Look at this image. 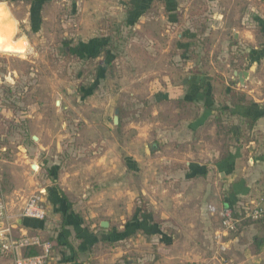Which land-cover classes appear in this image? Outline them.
<instances>
[{
	"label": "crops",
	"instance_id": "crops-1",
	"mask_svg": "<svg viewBox=\"0 0 264 264\" xmlns=\"http://www.w3.org/2000/svg\"><path fill=\"white\" fill-rule=\"evenodd\" d=\"M114 1L110 11H96L97 22L101 19L96 27H102L105 19H113L114 24L121 18V27L134 32L124 38L128 41L126 49L123 45L121 51L116 44L117 49H110L111 41L96 36L94 42L91 37L79 44V51L81 58L97 64L96 93L102 92L97 104L99 112L112 113L115 132L123 128L128 131L125 142L129 148L125 156L119 154L115 132L106 136L104 122L96 123L103 136L97 132L95 138L85 137L83 142L96 146L93 152L97 156L96 187L87 190L86 185L85 190L78 189L77 178L83 181L82 176L68 171L61 157L51 158L50 149L59 146V140L48 126L49 132H38L45 127H39L35 117L37 107L31 104L21 110V117L27 114L32 121L27 128H18L23 137L28 127L34 129L30 142L24 143L23 138L13 162L0 157V167L5 165L9 171L17 167L26 182L23 187L11 190L0 187V204L5 206L6 214L16 217L33 196H41L46 208V217L41 221L12 218L9 223L12 235L15 238L38 235L49 241L52 244L49 264H121L127 253L141 248L150 237L162 238L165 246L175 245V237L164 236L167 226L173 224L167 215L170 207L175 212L183 206L198 209V218L193 223L201 226L207 221L199 218V210L231 206L264 190V0ZM39 2H0V43L30 49L26 35L16 38L17 14L26 5L25 29L36 32L41 24L35 23L38 16L33 15L38 9L34 4ZM218 36H223L224 42H219L223 51L220 56L214 55L212 61L208 54ZM6 47L12 46L6 43ZM0 53L24 57L29 51L17 54L0 50ZM236 73L245 74L242 83ZM109 78L119 84L104 91L102 83ZM16 80L8 77L6 84H14ZM232 91L243 97V102L232 105L229 95ZM115 111H118L117 125L112 122ZM4 112L0 106V127ZM254 118L252 128L248 129ZM1 133L0 128V144ZM41 151L48 155V160L40 155ZM140 164L145 167L141 186L129 178ZM171 186L176 189L174 198H160L166 214L161 213L158 221L148 212L143 217L140 214L131 217L132 211L139 209V198L147 206L165 208L155 196L168 194ZM110 214L114 215L115 224L108 218H100ZM1 221L0 229L5 223ZM188 221L181 217L175 224L185 225ZM101 222H107L108 227L101 228ZM115 225L118 227L114 228ZM134 225L154 226L157 233L132 229ZM238 233L231 245L245 257L237 264H264V221L247 225ZM169 234H177L182 240L187 238L185 229ZM121 242H126L127 247L121 248ZM248 249L253 252L246 256ZM128 260L126 264H131ZM0 264H14L13 257L1 249Z\"/></svg>",
	"mask_w": 264,
	"mask_h": 264
},
{
	"label": "rangeland",
	"instance_id": "rangeland-1",
	"mask_svg": "<svg viewBox=\"0 0 264 264\" xmlns=\"http://www.w3.org/2000/svg\"><path fill=\"white\" fill-rule=\"evenodd\" d=\"M106 1H108L107 4L102 3V0H81V2L80 0H53L34 4L38 9L36 11L38 18L35 23L38 26L41 24L36 32H30L25 29L28 23L25 20L28 9L24 4L25 6H21L22 8L19 9L17 14L19 22L16 38L26 35L31 45L30 49L27 50L25 46L22 49L17 48L15 43H0V50H8L17 54H25L29 51L24 57L15 56L16 54L7 56L0 53V75H3L0 76L2 83H0V106L5 110V117L1 120L3 127H0L2 131L0 148L3 149L2 151L0 150V157L13 162L19 152L17 147L23 143V138H26L24 143L30 142L29 136L34 134V129L32 131L28 127V133H26V137H23L22 132L18 128H21V126L27 128L32 121L27 117V114L21 117V110L32 104L37 107L38 112L35 113V117L37 116L39 127H45L44 131L39 127L37 131L40 129L38 132L43 134L52 130L53 135L59 140L60 145L55 149L51 148V154L49 155L53 156L51 158L55 157V159L61 157L67 163L68 171L72 170L78 176H82L83 181H81V177H78V182H76L77 188L82 190H85L84 186L86 185L88 186L87 190H90L91 187H96L95 181L97 180L95 179L94 169L97 156L93 153L96 151V146L89 142L83 144L85 137L95 138L97 132L99 136H103L96 128L97 125H95L101 121L104 122L108 130L104 135L111 136L110 133L112 131L115 132V129H113L114 127L111 124L112 113L99 112V107L97 106L102 93H96L97 89H99L95 80L97 64L94 61L87 62L85 58H81L79 44H84L83 42L91 40V37H93L92 40L94 42V37L105 36L104 39L107 38L106 40L111 41L110 49H117L114 45L116 44L121 47V51H124L123 45H126L125 49L128 45V41L124 38L128 34H134L131 29L121 27V18L117 21L118 23L114 21V24L112 23L113 19H105L102 27H96L101 21L99 19L100 21L97 22L96 11H103V9L110 11L112 4L115 3L114 0ZM101 30L104 31L100 32ZM214 41L212 42L211 53L208 54V59L211 57L212 61L214 55L220 56L223 51L220 47L221 45H219L221 44L219 42H224L223 36H218ZM6 43L11 44L12 47H6ZM203 56L201 54V57ZM5 75H7L6 79L4 78ZM8 77L14 80L18 79L16 83H7V85ZM228 78H230V75H228ZM118 84V82L109 78L102 83V88H104V91L106 89L109 91L115 89ZM51 86L54 87V90ZM6 95L9 98L6 99ZM33 122L36 121L33 120ZM47 126L49 130H46ZM127 132L124 131V128L120 132H115V136L119 140L118 151L121 157L125 156L129 148V144L125 142L128 140ZM209 143L212 142L210 141ZM40 155L46 160L49 158L45 152L41 151ZM146 169L148 168L146 167ZM148 174L149 171L146 172V175ZM124 175L127 182L128 177L126 173ZM129 178H133L130 180L134 184L143 185L145 167L142 164L139 167L136 166ZM148 178L151 180L149 176ZM25 183L17 167L15 170L11 169V171L7 170L5 165L0 167V187L2 190L23 187ZM155 183L158 189L161 190L160 184L158 182ZM175 190L174 186H171L168 194L161 197L159 194L155 196V199L165 208L160 205L154 206L150 204V206H147L139 198L137 203V206H139L137 208L139 209L133 210L131 217L135 216L136 218L139 214L143 217L144 213L142 210H144L152 215L153 220L158 221L161 213L166 214V206L163 201H160V198H167L168 200L171 197L174 198ZM4 203L7 206L8 202L5 199ZM172 203L174 204V202ZM199 211V218L205 219L207 221L206 225L200 226L193 223V220L198 218V209H187L183 206L181 210L178 209L175 212L173 207H170L167 215L168 220L172 221L173 224L167 226L168 231L164 236L175 237L177 239L175 245L165 246L162 238L150 237L141 248L137 247L136 251L131 250L127 253L121 259V264H126L128 259L131 264H237L242 257H245V255L241 256L235 252L234 247L231 245V241L235 237H239L237 235L239 233L228 235L223 233L217 216L212 215L208 208ZM181 217L189 220L188 223L185 225L175 224L177 218ZM100 218H108L115 224L114 215L112 214ZM251 224L253 223H244L246 227ZM113 227L117 228L118 225ZM179 229L186 230L187 238L185 240H182L177 234H169L170 231ZM119 246L121 248L127 247L126 242H121ZM247 251L248 254L246 256L253 252L252 249ZM181 252L186 253L184 256L179 257L178 255Z\"/></svg>",
	"mask_w": 264,
	"mask_h": 264
},
{
	"label": "built area",
	"instance_id": "built-area-1",
	"mask_svg": "<svg viewBox=\"0 0 264 264\" xmlns=\"http://www.w3.org/2000/svg\"><path fill=\"white\" fill-rule=\"evenodd\" d=\"M208 211L219 218L223 233H238L245 226L244 223H255L264 218V190L245 201L219 209L211 206ZM45 217L46 208L41 196L31 197L16 217L7 215L5 206L0 204V221L5 222L0 229V249L2 253L13 257L14 264H49L52 258V244L38 235L25 234L15 238L9 224L12 218L41 221ZM31 249H38L39 254L25 255L24 252Z\"/></svg>",
	"mask_w": 264,
	"mask_h": 264
},
{
	"label": "trees",
	"instance_id": "trees-1",
	"mask_svg": "<svg viewBox=\"0 0 264 264\" xmlns=\"http://www.w3.org/2000/svg\"><path fill=\"white\" fill-rule=\"evenodd\" d=\"M42 1H44V0H40V2H39V4H41L42 3ZM35 11H37V10H35ZM33 17H36V15H34ZM37 18V17H36ZM230 99H231V104L232 105H235V103H238V102H243V97H241V96H239V94H236L235 92H230ZM225 112V111H224ZM255 121V118L254 119H252V121L251 122H249L248 123V129H251L252 128V126H253V122ZM219 121H217V123H218ZM234 205V204H233ZM142 212L144 213L145 211L144 210H142ZM260 221H264V218L262 219V220H260ZM259 222V221H258ZM150 227V228H149ZM145 226V225H136L134 228H135V230H140V229H142L144 232H149V233H153V231H154V233H157V232H155V229L153 228L154 226ZM29 251V250H28ZM28 251H26V253H25V255H31V256H35V255H38L39 254V250L38 249H31L30 251H29V253H28Z\"/></svg>",
	"mask_w": 264,
	"mask_h": 264
},
{
	"label": "water",
	"instance_id": "water-1",
	"mask_svg": "<svg viewBox=\"0 0 264 264\" xmlns=\"http://www.w3.org/2000/svg\"><path fill=\"white\" fill-rule=\"evenodd\" d=\"M244 75H245V74H242V73H236V76H237L238 79H239V83H242V81H243V76H244ZM57 104H58V103H57ZM112 122H113L114 125H117V124H118V111H115V112H114V116H113ZM33 139L36 140L35 137H34ZM100 227L103 228V229L107 228V227H108L107 222H101ZM174 235H175V234H174ZM175 239H176V238H175Z\"/></svg>",
	"mask_w": 264,
	"mask_h": 264
}]
</instances>
